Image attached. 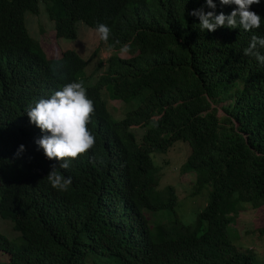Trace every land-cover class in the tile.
<instances>
[{
    "label": "trees",
    "instance_id": "obj_1",
    "mask_svg": "<svg viewBox=\"0 0 264 264\" xmlns=\"http://www.w3.org/2000/svg\"><path fill=\"white\" fill-rule=\"evenodd\" d=\"M39 2L57 38H75L78 21L111 27V54L98 60L96 82L84 72L89 58L74 50L38 69L12 15L19 13L25 33L23 13L39 11ZM214 2L217 14L236 7ZM201 7L213 11L205 0H0V218L19 240L0 232V264H264L229 236L249 207L260 211L264 234V64L243 53L264 26L201 30L189 14ZM250 10L264 17V0ZM57 62L65 79L52 72ZM73 80L94 101L88 127L96 143L65 170L37 154L26 110ZM103 89L124 104L122 117L108 110ZM176 142L189 147L179 170L195 174V194L210 186L191 223L176 212L175 187H159L153 160ZM53 164L71 177L67 191L50 185ZM164 212L171 217L149 223L148 213Z\"/></svg>",
    "mask_w": 264,
    "mask_h": 264
},
{
    "label": "clouds",
    "instance_id": "obj_2",
    "mask_svg": "<svg viewBox=\"0 0 264 264\" xmlns=\"http://www.w3.org/2000/svg\"><path fill=\"white\" fill-rule=\"evenodd\" d=\"M205 3L213 11L205 12L204 8L201 7L193 9L189 13L199 18L201 30L215 31L218 27L226 26L230 29L239 27L245 31H252L264 26V17L250 10V6L254 4L259 5L260 0H219L221 6H236L229 14H225L223 11L217 14L214 11L217 7L214 0H205ZM42 6L50 19L45 5L39 2V11L32 12L26 10L23 13L25 33L22 32L21 17L15 11H13L12 15V26L17 35L31 49V56H33V60H37V67L43 73L55 60H61L62 55L58 58L48 57L41 42L35 36H32L29 31L28 19L27 22L25 21V13L30 12L32 14L28 18L36 16L40 13ZM51 21L53 22L51 31L56 43L60 45L59 40L65 38L56 37L54 21ZM96 33L99 40L105 43L112 37V29L105 23H97ZM77 35L76 29V36L73 39H76ZM261 49H264V37L253 35L248 46L243 49V53L255 57L258 62L264 64V54L261 53ZM63 70V63L57 62L52 66L53 74L57 75L59 79H65ZM60 84L51 89L52 93L47 98L41 97L35 100L27 107L26 111L32 125L29 126L31 130L30 140L36 139L35 143L38 146V150L41 149L37 154L45 155L50 160L55 158L59 161V168L67 170L71 167L72 159L79 158L81 155H87L89 150L95 148L96 137L88 127L91 117L95 113V104L88 97L83 81L73 80L63 84L61 88ZM23 151H25V146L21 144L16 154L20 155ZM56 169L57 165L53 164L51 171L47 175V179L54 189L61 192L67 191L72 183V179L70 176L65 177Z\"/></svg>",
    "mask_w": 264,
    "mask_h": 264
},
{
    "label": "rangeland",
    "instance_id": "obj_3",
    "mask_svg": "<svg viewBox=\"0 0 264 264\" xmlns=\"http://www.w3.org/2000/svg\"><path fill=\"white\" fill-rule=\"evenodd\" d=\"M30 12L25 13V21L28 19V27L32 36H35L42 44L48 57L58 58L61 51L65 49H73L84 59L89 58V63L84 72L88 76V81L96 82L97 75L101 72L94 73L98 60H104L111 54L106 43L101 42L95 30L86 26L83 22H76L77 38L72 40H59L60 45L56 43L51 28L53 22L48 18L44 7L38 15L32 16ZM54 30V28H53ZM122 57H129L131 54L127 51L119 53ZM103 97L106 100L108 110L113 114L114 118L122 117L125 106L120 100L110 99L105 89L102 90ZM221 113V112H220ZM143 129H135V137L140 141ZM189 154V147L182 142H176L166 153H154V164L160 167L159 187L173 185L178 196V207L176 212L179 218L185 223H191L198 211L206 204L209 185L203 186L198 193L195 194L194 180L195 174L192 172L181 173L179 170L181 164L184 163ZM260 211L247 210L240 212L234 219V223L230 225L229 236L233 242L240 248L251 249L259 261H264V234L260 235L257 231L261 225L259 220ZM149 223L154 225L162 221H166L171 217L169 213L147 214ZM0 232L9 239L18 242L14 238L18 236V232L12 228V223L7 218H0Z\"/></svg>",
    "mask_w": 264,
    "mask_h": 264
}]
</instances>
